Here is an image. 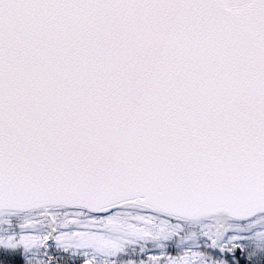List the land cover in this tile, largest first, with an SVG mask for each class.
<instances>
[{"label": "snow or ice", "instance_id": "1", "mask_svg": "<svg viewBox=\"0 0 264 264\" xmlns=\"http://www.w3.org/2000/svg\"><path fill=\"white\" fill-rule=\"evenodd\" d=\"M0 264H264V0H0Z\"/></svg>", "mask_w": 264, "mask_h": 264}]
</instances>
